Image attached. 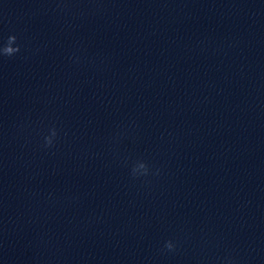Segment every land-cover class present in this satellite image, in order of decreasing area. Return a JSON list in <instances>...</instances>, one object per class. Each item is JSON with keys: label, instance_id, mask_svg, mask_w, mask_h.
Returning a JSON list of instances; mask_svg holds the SVG:
<instances>
[{"label": "clouds", "instance_id": "1", "mask_svg": "<svg viewBox=\"0 0 264 264\" xmlns=\"http://www.w3.org/2000/svg\"><path fill=\"white\" fill-rule=\"evenodd\" d=\"M17 37L15 35H11L8 37L7 42L3 45V47H0V56H6V57H12L16 53L20 51V46L16 44ZM56 136L55 129L52 130L51 136L45 137L46 146H51L53 143V138ZM133 175H136L137 173L147 174L148 169L146 164L144 163H138L133 168ZM165 248L168 250H172L174 248V245L171 241L166 242Z\"/></svg>", "mask_w": 264, "mask_h": 264}]
</instances>
